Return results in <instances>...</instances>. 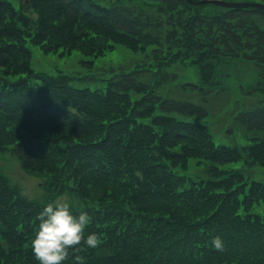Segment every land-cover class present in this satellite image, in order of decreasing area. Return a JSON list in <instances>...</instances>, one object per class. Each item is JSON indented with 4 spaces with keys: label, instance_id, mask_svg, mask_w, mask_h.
<instances>
[{
    "label": "trees",
    "instance_id": "16d2710c",
    "mask_svg": "<svg viewBox=\"0 0 264 264\" xmlns=\"http://www.w3.org/2000/svg\"><path fill=\"white\" fill-rule=\"evenodd\" d=\"M47 1L52 11L32 22L0 0V151L38 177L49 199L71 194L83 204L73 213L88 211L84 233L95 231L98 242L81 240L63 264H264V183L249 172L264 162V105L230 114L226 134L240 128L249 145L215 143L206 96L222 90L175 85L164 70L181 59L241 58L263 77L256 19L264 12H202L185 0ZM106 40L143 57L98 80L35 72L25 47L96 58ZM95 81L103 86L82 85ZM44 204L21 197L0 174V264H39L31 239ZM216 235L222 249L212 246Z\"/></svg>",
    "mask_w": 264,
    "mask_h": 264
},
{
    "label": "rangeland",
    "instance_id": "374dc122",
    "mask_svg": "<svg viewBox=\"0 0 264 264\" xmlns=\"http://www.w3.org/2000/svg\"><path fill=\"white\" fill-rule=\"evenodd\" d=\"M27 0L23 3L22 0H10L15 9H21L23 13L32 21H36L39 16V11L51 12L52 8L47 0ZM87 0H82L85 2ZM97 2L106 4L109 0H96ZM114 1V0H112ZM227 1H243L250 3H264V0H227ZM145 3H153L152 0H144ZM34 3V4H33ZM125 5L143 4V0H122ZM22 5V8H20ZM155 6V5H153ZM202 12H213L215 9L212 4L201 5ZM41 18H43L41 16ZM260 27H264V18L258 17L256 19ZM44 22H42V25ZM48 24V21L46 22ZM104 47L103 55L96 58H88L83 56L80 52L73 50L71 52H64L56 50L55 52L43 53L39 45H34L31 41L25 42V47L30 53V68L35 72H43L47 74H54L55 72L68 73L76 77H95L96 79H104L105 72L108 68H116L118 66L128 67L142 59V53L137 54L131 51L129 45L122 43H115L111 40H106L99 44ZM146 48V52L149 51ZM166 72L173 75L175 85L192 83L206 88H215V90H222L221 94H208L210 113L204 120L206 128L209 131L215 143H222L224 145H232L236 143L239 147L249 145L247 138L240 128L231 129L232 135L226 134L228 127L232 128L230 124L231 112L236 110L233 108L252 109L258 102L264 105V76L259 77L258 70L255 65L244 59L238 58L234 60L217 59L209 63L201 60L196 62L189 59H181L173 62L164 69ZM208 73V75H207ZM101 74L103 76H101ZM105 74V75H104ZM264 75V74H263ZM102 77V78H101ZM100 81L94 83L89 82L82 84L92 89L95 86H103ZM260 84L258 85V83ZM82 87V86H81ZM194 90V88H193ZM176 96H184L191 98L195 103L201 104L203 99L200 93L190 91L178 92ZM183 94V95H182ZM228 104V105H227ZM244 104V106H243ZM225 107H224V106ZM224 107V108H222ZM262 165L250 169V178L254 181L264 183V162ZM192 166V164H191ZM193 172L196 170L192 166ZM191 171V170H187ZM0 174L8 182L9 186L15 188L19 195L25 199H29L36 203H47L49 200L48 192L44 190L42 185L39 186V179L25 172L18 161L11 156L9 151H0ZM58 197L67 198L71 207L78 209L81 207V202L76 197L70 194H63Z\"/></svg>",
    "mask_w": 264,
    "mask_h": 264
},
{
    "label": "clouds",
    "instance_id": "9594fccd",
    "mask_svg": "<svg viewBox=\"0 0 264 264\" xmlns=\"http://www.w3.org/2000/svg\"><path fill=\"white\" fill-rule=\"evenodd\" d=\"M91 217L86 210L73 213L67 198L56 197L45 203L37 214V225L31 239L32 252L39 264H63L70 248L81 240L88 247H95L98 234L95 231L85 235L84 230ZM216 249L223 248L219 235L211 239ZM76 260L82 258L74 257Z\"/></svg>",
    "mask_w": 264,
    "mask_h": 264
},
{
    "label": "water",
    "instance_id": "95a60500",
    "mask_svg": "<svg viewBox=\"0 0 264 264\" xmlns=\"http://www.w3.org/2000/svg\"><path fill=\"white\" fill-rule=\"evenodd\" d=\"M190 3H194V4H203V3H210V4H214V5H218V6H222V7H226V8H246V7H255L260 11L264 12V5L262 4H256V3H232V2H224V1H220V0H200L197 2H191L190 0H187Z\"/></svg>",
    "mask_w": 264,
    "mask_h": 264
}]
</instances>
